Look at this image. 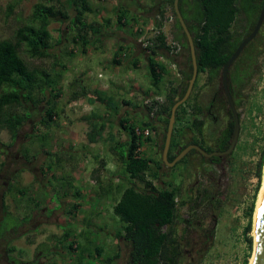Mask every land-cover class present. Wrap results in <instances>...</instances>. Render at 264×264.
<instances>
[{
	"label": "rangeland",
	"instance_id": "rangeland-1",
	"mask_svg": "<svg viewBox=\"0 0 264 264\" xmlns=\"http://www.w3.org/2000/svg\"><path fill=\"white\" fill-rule=\"evenodd\" d=\"M39 1L0 0V40L13 37L15 30L27 22L34 5ZM159 1L157 2L158 5L164 3L162 8L167 12L166 15L173 14L171 4L166 3L164 0ZM186 2L190 3L191 0H186ZM11 6H14V9L12 13H9ZM159 7L161 6L159 5ZM184 7L189 9V4H185ZM155 11L158 12L159 9L157 8ZM150 15L153 17L154 13H150ZM68 23V21L64 23L54 21L51 24L50 27L54 37L50 56L46 58L26 56L32 66L45 69L58 77L53 90L55 94L60 92L54 100L58 117L53 126L47 129L43 125L41 119L44 116L45 107L42 104L39 107H29L32 116L20 128L16 140H12L10 130L0 128V220L4 214L2 208L3 192H6V203L8 202L10 208L14 204L18 206V203H14L17 196L12 189V193L9 192V189L23 170L29 171V175H37L40 182H43L47 179L44 176L47 177L45 171L49 170L48 165L53 169L55 166L60 168L64 165V169L60 168L64 172L62 180L63 183H68L69 173L76 171L77 175L79 172L83 174L82 170L85 167L86 169L87 167L91 168L93 164L95 170L91 175L94 176L90 179L94 180V186L106 187L109 179L112 178V182L116 187L117 183H121L123 179H126L124 167L118 162L112 146L117 141H123L127 138V134L119 122V118L125 114L127 106L122 100L124 98L136 99L138 92L137 96L133 97L131 93L133 88L129 78H117L114 73L100 68L92 57H87L86 53H82L80 50L81 44L73 41L75 31L68 27ZM242 23L244 22L241 21ZM166 25L164 31L167 32L168 43H177L182 47L174 57L180 73L182 69L187 72L189 71L187 63L188 48L183 46V44H187L183 31L177 27L174 16L172 20L168 18ZM261 28L264 35V25ZM60 34L63 41L57 44ZM148 35L153 37L150 32H148ZM177 36H180V40L176 38ZM102 37H105V35H102ZM138 45L140 49L138 51L143 50L145 52L142 43L139 42ZM261 51L260 61L263 63L261 73L254 79L253 88L247 92L249 94L248 102L238 109L242 112L241 129L239 139L232 153L226 158H222L220 164L207 161L199 153L191 154L186 160L178 163L177 166L163 164L158 170L159 176L154 180L160 187L178 186L181 190L179 200L184 199L186 202L179 208V221L176 225L179 235L182 236L184 264H251L256 242L254 233L257 206L264 185L263 172L261 188L257 191L258 164L264 149V37ZM101 72L105 76L102 83L98 79ZM135 79L139 80L141 76L137 75ZM149 79L152 81L151 75L146 74L142 80V86L146 89L156 90V86L149 82ZM77 80L87 83L89 89L97 87L106 91L112 89L113 85H117V81L120 82L119 87L122 90H116L119 98L115 100L113 106L117 103L121 112L118 115L108 116L106 114L108 110H106L104 104H93L88 101L87 97L74 99V91L79 89L76 84ZM208 82L209 74L200 72L196 87L191 94L190 104L185 106V110L180 113L179 119H177L176 127L178 129L190 125L189 123L192 120L191 104L194 103L196 95H200L201 103L205 106L209 104L213 90L211 85L207 84ZM114 89L113 87V94L115 93ZM167 89V86L166 89L161 86L156 90V94L163 92L164 97L162 100H164ZM38 96L43 97V94L39 93ZM144 96H142V100L148 97L153 98L155 95ZM136 101L140 104L137 107L132 106L133 108L130 110L133 113L142 111L141 108H138L141 105V99ZM226 107L227 105L223 102L221 108L217 110L219 117L217 120L205 117L204 133L207 144L214 146L221 129L225 127L228 121ZM94 110L105 115L106 120L112 125L105 130L104 137L96 144L88 141L86 133L89 127L87 128L86 122L81 119L82 116L90 114ZM144 118L147 119V116L141 112V117H138V119L143 120ZM153 119L157 124L159 117L154 115ZM164 127L165 123H162L158 144L155 147L156 153L154 156L158 161L161 160L162 156ZM185 130L187 138L196 135L193 128H186ZM44 134H48L46 138H42ZM111 135L114 138H111ZM180 136L178 132L174 135L175 144ZM68 143L71 146H66ZM50 152L51 154H49ZM85 152L89 155V158L86 166H83ZM24 154L29 157V160ZM54 162H57L58 165L53 164ZM154 167L156 169V165ZM60 170L57 171L60 172ZM13 175L16 178L15 176L14 178L11 177ZM90 179L87 180L89 182L87 186L91 187L93 183ZM49 180L52 183L54 182L55 185L56 181H53L52 178ZM55 180L57 179L55 178ZM85 180L86 178L83 179V181ZM9 181L10 184L12 182L13 184L10 185ZM76 182L80 183L79 180H76ZM44 183L46 184V182ZM14 187L17 186L14 185ZM113 190L115 192L110 195L116 196L114 197L115 201L104 197L103 201L100 202L102 207L105 206L104 203L106 202L110 205L116 202L119 193L116 189ZM64 191L69 192V189L66 187ZM7 194L11 195L7 196ZM10 210L12 213L15 212L13 208ZM30 210H32L31 214L29 213L32 217L31 220L29 219L30 222L26 225L23 223L17 232L12 236H7L8 240H12L10 245L15 247L12 253L13 257L22 260L20 264H29L31 261L38 264H68L69 259L65 255L66 253L64 254V248L61 244H58V238L63 236L61 210L56 211L55 214L42 207L33 210V204H30ZM109 213L111 218H107V215H105L103 216L105 220L100 221L97 225L101 230L94 232L88 227H84V233H80L82 228H76L77 225H75L76 227L71 231V236L81 243L85 242L87 236L90 237L93 240V243H90L92 248L96 244H100L105 248L104 256L113 255L115 251L120 250L121 257L114 264H125L127 248L115 235L121 228L122 223L113 211L111 213V210H109ZM251 214L253 215V225L248 228ZM107 219L110 221H107ZM14 224H21L17 212L16 214L13 213L12 219L1 222L0 235L6 233L7 228H12ZM251 237L253 243L250 242ZM7 238L0 239V264H15L8 259L5 252ZM47 245L49 246L47 247ZM76 260L74 259L71 262L73 263ZM96 263L103 264L101 260L96 261Z\"/></svg>",
	"mask_w": 264,
	"mask_h": 264
},
{
	"label": "trees",
	"instance_id": "trees-1",
	"mask_svg": "<svg viewBox=\"0 0 264 264\" xmlns=\"http://www.w3.org/2000/svg\"><path fill=\"white\" fill-rule=\"evenodd\" d=\"M166 2L171 4L176 25L183 31L187 41L186 34L174 12V0H166ZM263 3L264 0H191L190 3H187L186 0H180L181 10L194 37L199 73L207 72L209 74L207 84L211 85L213 90L209 104L213 108L212 111H214L210 116L217 120L219 118L217 110L221 108L223 102L227 105L228 121L225 127L221 129L213 146L206 143L204 133L205 110L206 107L209 109V104L205 106L201 103L199 94L195 96V101L191 104L192 120L187 128H193L196 135L190 141L200 144L209 152L226 150L231 143L235 127L234 117L228 105L226 94L219 87V79L225 63L254 29ZM185 4H189V9L184 7ZM89 5V0H40L34 5L27 22L15 30L13 37L0 40V128L10 130L13 141L18 137L20 128L31 117L30 106L39 107L43 104L45 109L41 121L47 129L53 126L58 117L54 100L60 92L53 93L58 77L45 69L32 66L26 56L32 58L50 56L54 37L50 26L54 21L61 23L68 21V27L75 31L73 41L80 43L85 49L87 44L91 43L102 30L100 22H88L86 20L85 14L89 10ZM13 9L14 6H11L9 13H12ZM164 12L162 10L163 14ZM241 21L244 23L241 24ZM163 26V21L157 23V34L150 37L149 45L144 48L152 82L158 89L166 72V67L158 60V55L167 54L171 49ZM263 37L261 28L231 68L230 89L238 109L248 102L249 94L247 92L253 88L254 79L261 73L263 63H261L260 58L262 57L261 44ZM176 38L180 40V36ZM62 41V35L60 34L57 44ZM183 46L188 48L187 63L189 66V71H182L183 85L181 87L172 86L165 102L154 100L151 106H138L142 109L141 112L147 116V119L133 121L122 117L120 125L126 132L127 138L123 141H117L112 146L118 162L124 167L126 179H123L121 183H117L115 187L112 178H110L107 186L102 188L109 189V194H113L115 192L113 191L114 186L120 194L113 205V212L122 223L121 228L115 235L127 248L125 264H184L182 236L179 235L176 225L179 221V208L186 202L184 199L179 200L181 190L178 186L160 187L155 183L154 180L160 174L158 170L164 164L162 157L158 161L152 157L142 156L140 149L143 143L153 141L154 137H144L136 133L137 125L157 129V124L153 119L154 116L151 115L155 105H157L155 115H164L165 142L172 106L184 95L188 86V79L192 73V57L188 43L183 44ZM76 84L79 89L74 91V99L87 97L91 103H94L105 94L104 91L97 88L89 89L83 85L81 80H77ZM196 84L197 80L194 88ZM39 93L43 94V97H39ZM190 98L179 107L177 119H179L180 113L185 110V106L190 104ZM105 102L108 109L116 110L112 106L115 104L114 99L109 98ZM124 103L131 104L127 100H124ZM115 106L119 108L117 103ZM135 106L137 107V105ZM239 114L241 122L242 112L239 111ZM87 120L89 123L87 139L90 143L101 140L104 137L105 130L111 127L105 115L98 112H95ZM177 123L178 121H176ZM183 131L184 128L178 129L175 125L171 148L178 146V149L176 153L169 157L170 160H173L179 151L183 149L181 146L183 141L174 143V135ZM47 135L44 134L42 138H46ZM188 143L187 141L185 145ZM163 146L164 143L162 148ZM194 152L199 153L198 150H194ZM24 156L29 160L26 154ZM203 158L213 164L222 162V158L218 156L208 158L203 156ZM263 172L264 149L258 164L257 191L261 188ZM14 176L11 177L14 178ZM5 197L6 192H3L2 208L4 214L0 220V225L1 222L13 218ZM250 216L248 228L253 225V215ZM29 219H32L31 215L25 216L21 224H14L12 228L8 227L6 233L0 235V239L7 238L8 235L12 236L17 232L20 225L25 221L28 222ZM70 237L71 233L68 230L62 237L58 238V244H61L63 248L70 250L72 253L80 250L78 264H82L86 252H89V257L92 260H101L103 264H114L121 257V251L117 250L113 255H108L99 260V257L105 251L103 246L83 247L75 238L69 241ZM250 239V242L253 243L252 237ZM6 240L5 252L8 259L15 264L22 263V260L16 259L12 255L15 250V247L10 245L12 240H8V238ZM29 264L38 263L31 261Z\"/></svg>",
	"mask_w": 264,
	"mask_h": 264
},
{
	"label": "crops",
	"instance_id": "crops-1",
	"mask_svg": "<svg viewBox=\"0 0 264 264\" xmlns=\"http://www.w3.org/2000/svg\"><path fill=\"white\" fill-rule=\"evenodd\" d=\"M164 1L166 2V0ZM89 2H90L89 10L85 14L86 20L88 22L91 21L100 22L102 24V30L99 34H97L94 37V40L91 41V43L87 44L85 49L84 46L81 45L80 50L82 53H86L87 57L88 56L92 57L93 60L96 61L95 63L103 70L114 73L117 76V78L127 77L130 79V82L132 84L131 87L133 88V91H131V93L133 97H136L138 92V97L136 99L124 98L122 100L123 103L124 100L130 101L131 104L129 105L127 104L125 114L123 116H120L119 119L123 117V118H128L129 120L138 121L139 120L138 117H141V111L140 112L135 111V113H133L132 110H130L133 108L132 106L140 104V102L138 103L136 100L141 99V105H143L142 96L144 95L145 96L155 95L153 98L160 97L161 99L164 97L163 92H160V94H156V90H158L157 86H156L157 88L156 90L146 89L144 88V86H142L143 85L142 80L146 74H150V70L148 68L146 52H143V50L138 51L140 50L138 45L139 44L138 39L140 38L144 29L150 27V25L156 27L158 22L163 21V25H164L163 30H165L167 26L166 23L168 22V17L165 14V12L164 14L162 13L163 10L162 6L164 3L159 4L161 6L159 7V5L157 4V2H160L159 0H89ZM157 8L159 9L158 12L155 11V9ZM150 13H154L153 17L151 15L149 16ZM164 32L167 35V32L166 31ZM102 35H105V37H102ZM165 67H166V72L163 75L162 78L163 80L160 84V87L162 86V88L165 87L166 89L167 86L168 89L167 92L165 93V99L162 100V102H165L166 97L170 93V89L172 86L181 87L183 85V74L178 79L177 77L174 76L171 67L168 66ZM182 71L183 69L181 70V73ZM137 75H140L141 79L136 80L135 77ZM149 82L152 81L149 79ZM83 85L87 87V83H84V81H83ZM113 87L115 88L114 94L112 92ZM116 90L121 91L122 89H120L119 85H113L112 89H109L107 91L102 90L104 91L105 94L99 100H96L93 103V104L96 103L104 104L106 110H108V112L106 113L108 114V116H112L114 114L118 115L121 112L120 106L119 108L114 106L116 110L108 109V106L105 102V100L109 98L110 99L112 98L114 100H117V98H119L117 96L118 93L116 92ZM87 99L89 101V98ZM95 112L97 111L94 110L90 114H85L84 116L81 117V119H83L86 122L87 128L89 127V123L87 119L89 117H92ZM158 117L159 119L157 122V129H158L157 135L153 138V141L144 142L142 148L140 149L142 156L152 157L155 160H157L156 157L154 156V154L156 153L155 147L158 144V137L162 123L164 124V115L162 114ZM136 118L137 120H135ZM143 120L141 119L139 121H143ZM68 145L71 146L70 143H68L66 146ZM88 158L89 155L85 152L84 153L85 161L82 163V165L84 164L83 166H86V164L88 163ZM53 164L58 165L57 162H54ZM94 166L95 165L92 164L91 168L87 167L86 169L85 167L82 170L84 172L83 174L82 172H79L77 175L76 171H72L71 173H69L70 177H68V183H63L62 180L64 172L60 170V168L64 169L65 168L64 165L60 168L59 166H55L56 169L55 168L53 169L51 166H49L50 167L49 170L45 171L46 173L45 175H47V177L44 176V178L47 179L43 182H40V179H38L37 175L34 174L29 175L30 173L29 171L23 170L21 174L13 181L14 184L12 182L13 186H10L9 189V192L12 193L13 191V193L17 196L16 200H14V203H18V206L15 204L14 206H11L15 210V212L13 211V213L16 214L17 212L20 220L22 221L23 218L29 215V213L32 211L30 210V204H33V210H38L42 207L43 209H47L50 212L52 211L54 214L56 213V211L61 210L62 218H63L61 221L62 222L61 225L63 228V235L68 230L72 235L71 231L74 227H76L75 225H77L76 228H80V227L82 228L80 233H84L83 231L84 227H88L94 232L101 230L99 226L97 227V225H99L100 221L105 220V217L103 216L107 215V218L111 216L109 210H111L112 213L113 205L115 203L113 205H110L106 202L104 203L105 206L102 207L100 205V202L103 201L104 197L106 199L111 198L113 199V201H115L114 198L115 196L110 195L109 194L110 191L109 189L107 190V188H105L106 189L105 190L101 188L99 185L94 186L95 185L93 183L94 180L90 179V177L94 176L91 175L93 174V170H95ZM58 169L60 170V172L57 171ZM51 178L53 181H56L55 185L54 182L52 183V181L49 180ZM55 178L57 180H55ZM84 178H86L85 181H83ZM88 179H90L93 183L91 187L87 186V184L89 183L87 181ZM76 180H79L80 183H77ZM44 182H46V184ZM14 185H16L17 187H14ZM66 187L67 189H69V192L64 191ZM113 189H115L114 186ZM8 195L11 194H7V196ZM7 206L9 210L12 209L8 205V202H7ZM107 221L110 220L107 219ZM29 222L30 221L28 222L25 221L23 223L26 225ZM72 239L73 238L71 236L69 241ZM92 241L93 240L87 236L85 242L83 243H81L80 241L78 242L80 243V245H83V247H89L91 246L90 243H93ZM96 245H100V244H96ZM64 254L69 259L68 264H78V257H80L79 256L80 250L72 253L70 250L64 248ZM106 256L107 255L105 256L103 255L100 258H105ZM74 259L77 260L75 262L73 261L72 263L71 261ZM84 261L86 262L84 263ZM91 261L92 258L89 257V252H86L83 256L82 263L84 264L96 263V261L95 262L93 261L91 262Z\"/></svg>",
	"mask_w": 264,
	"mask_h": 264
},
{
	"label": "water",
	"instance_id": "water-1",
	"mask_svg": "<svg viewBox=\"0 0 264 264\" xmlns=\"http://www.w3.org/2000/svg\"><path fill=\"white\" fill-rule=\"evenodd\" d=\"M173 8L174 12L177 16V19L182 26L186 37H187V43L189 46L190 54L192 57V73L191 76L188 79V86L184 93V95L179 98L172 106L171 114L169 116V122L168 127L166 130V138L164 142V146L162 148V162L164 165L167 166H174L178 161L183 159L186 154L192 150L196 149L200 152V154L206 158L212 157V156H218L221 158H226L229 156L232 151L234 150L237 141L239 139L240 135V129H241V122H240V114L239 110L237 108V105L235 103V100L233 98L231 89H230V71L233 67L235 61L238 59L242 51L245 49V47L257 36L259 33L263 23H264V3L261 8L258 20L256 22V25L252 32L240 43V45L237 47L235 52L232 54V56L229 58V60L225 63L223 66L222 72H221V78L219 87L221 90L226 94L228 105L232 111L233 117H234V132L232 135V140L229 145V147L226 150H215V151H207L205 148H203L200 144L197 143H191L187 147H185L181 152H179L176 157L173 160H170V150L171 145L173 141V134H174V128L177 121V111L181 105H183L190 97L193 92L196 80L198 78L199 74V67H198V60H197V54H196V46L194 42V37L191 32V30L188 27V24L186 22L185 16L181 10L180 7V0H174L173 2ZM254 258L251 264H264V191L262 194L261 204L259 208V214L256 220V243H255V250H254Z\"/></svg>",
	"mask_w": 264,
	"mask_h": 264
},
{
	"label": "built area",
	"instance_id": "built-area-1",
	"mask_svg": "<svg viewBox=\"0 0 264 264\" xmlns=\"http://www.w3.org/2000/svg\"><path fill=\"white\" fill-rule=\"evenodd\" d=\"M167 13V12H165ZM167 17L172 20L173 19V14L171 15H167ZM148 32H150L151 34H153V37L157 34V29L155 26H150V27H147V29H144L143 33L141 34L140 38H139V42L142 43L143 47L146 48L150 41V37L148 35ZM171 45V49L170 51L167 53V54H161V55H158V60L161 64L165 65V66H168V67H171L173 73H174V76L175 77H180L181 76V73H180V69H179V66L178 64L176 63L174 57L176 54H178V52L181 50V46L177 43H173V44H170ZM104 73H99V76H98V79L101 81L102 83V80L104 79ZM117 85H120V82L117 81ZM154 100H158L160 102H162V99L160 97H155V98H145L144 100H142V104L143 106H151L153 104V101ZM157 109V105H155V109L151 112V115H155V110ZM136 133L138 135H142L144 137H155L158 133V129H153L151 127H144V126H141V125H137L136 127ZM111 138H114L113 135H111Z\"/></svg>",
	"mask_w": 264,
	"mask_h": 264
},
{
	"label": "flooded vegetation",
	"instance_id": "flooded-vegetation-1",
	"mask_svg": "<svg viewBox=\"0 0 264 264\" xmlns=\"http://www.w3.org/2000/svg\"><path fill=\"white\" fill-rule=\"evenodd\" d=\"M213 110V108L212 107H210V104H209V109H208V107H206V110H205V116L206 117H209V119L211 118V119H213L214 117H211L210 115H212L213 114V112L214 111H212ZM214 120H216V119H214ZM187 127H185L184 128V131L182 132V133H180V137H179V140H178V143H180V141H183V145H181L182 147H183V149L185 148V147H187L189 144H191V143H193V142H191L190 140L192 139V137L191 138H187V136H186V129ZM187 141L189 142L187 145H185L186 143H187ZM191 142V143H190ZM185 145V146H184ZM180 146V147H181ZM177 149H178V146L177 147H175V148H171V150H170V156L171 155H173L174 153H176V151H177ZM182 149V150H183ZM181 150V151H182ZM194 150H196V149H192V150H190L187 154H186V156L183 158V159H181L180 161H178L179 163L180 162H182V161H184V159L186 160L191 154H194L195 152H194ZM181 151H179V152H181ZM196 153H198V152H196ZM199 154H200V152H199ZM177 162V163H178ZM176 163V164H177ZM175 164V165H176Z\"/></svg>",
	"mask_w": 264,
	"mask_h": 264
},
{
	"label": "bare ground",
	"instance_id": "bare-ground-1",
	"mask_svg": "<svg viewBox=\"0 0 264 264\" xmlns=\"http://www.w3.org/2000/svg\"><path fill=\"white\" fill-rule=\"evenodd\" d=\"M263 191H264V185H263V188L261 190V194H260V198H259L258 206H257V213H256V219H255V233H254L255 234V240H256V220H257V217H258V214H259V208H260V204H261ZM253 258H254V256H253ZM253 258H252V261H253ZM252 261H251V263H252Z\"/></svg>",
	"mask_w": 264,
	"mask_h": 264
}]
</instances>
